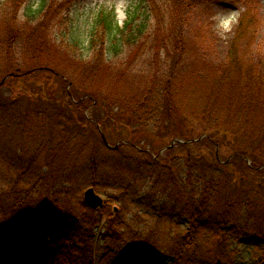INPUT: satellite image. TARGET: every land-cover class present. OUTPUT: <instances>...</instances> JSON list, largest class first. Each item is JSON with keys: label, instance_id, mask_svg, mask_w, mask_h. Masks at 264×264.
Wrapping results in <instances>:
<instances>
[{"label": "trees", "instance_id": "obj_1", "mask_svg": "<svg viewBox=\"0 0 264 264\" xmlns=\"http://www.w3.org/2000/svg\"><path fill=\"white\" fill-rule=\"evenodd\" d=\"M205 1L217 0H173V7L179 16L182 3L190 6ZM21 2L13 0L14 13ZM153 3L140 0V9L135 8L122 27L114 25L113 13L97 14L90 33L91 42L95 37L100 40L97 61L103 60L107 49L117 55L121 45L128 46L142 35ZM253 10L245 6L224 63L209 74L189 78L187 89L198 99L188 97V104L179 99V77L172 69L151 71L145 88L120 107L86 89L77 92L75 86L64 89L58 98L51 90L34 96L43 105L25 112L14 107V98L0 94V164L7 167L0 170V182L8 178L10 184L0 189V257L6 259L20 246L27 252L33 243L46 241L55 264H111L121 249L151 248L148 235H138L132 227L144 212L153 224L182 228L167 235L171 242L164 248L173 264H236L233 246L240 244L256 247L262 252L256 263H264V195L258 193L264 184V80L244 64L236 43L256 29L250 27L258 21ZM16 36L9 34L0 43V51L16 49ZM177 43V47L182 44ZM29 65L32 68L17 74L22 81L35 72L53 73L47 64L30 60ZM57 78L65 85V78ZM100 103L107 108H99ZM98 109L105 112L113 129L122 124L133 133L118 139L113 147L104 144L101 134L89 138V131L106 134L110 128ZM258 115L261 120L255 122ZM198 128L202 131L195 134ZM148 134L183 142L159 154L171 141L157 150H146L138 142ZM216 142L228 145L229 155L222 161ZM178 148L183 157L173 153ZM42 183L53 189V203L32 204L26 194L18 195ZM249 184L254 188H248ZM90 186L101 193L118 190L119 212L102 216L91 212L80 223L77 216L56 205L71 189ZM83 206L89 210L84 202ZM100 223H105L103 231H99Z\"/></svg>", "mask_w": 264, "mask_h": 264}, {"label": "rangeland", "instance_id": "obj_2", "mask_svg": "<svg viewBox=\"0 0 264 264\" xmlns=\"http://www.w3.org/2000/svg\"><path fill=\"white\" fill-rule=\"evenodd\" d=\"M42 4L43 9L39 11ZM139 4L140 0H46L44 3L43 0H22L14 13L13 0H0V43L15 32L17 36L14 39L18 44L11 53L0 51V81L12 73L6 78V83L2 84L0 94L14 98L16 100L14 107L25 112L26 108L34 109L43 105L42 102L35 101L34 96L51 90L50 94L53 93L52 96L58 98L64 89L70 90L75 86L77 92L86 89L94 97L101 98L109 104L114 101L111 105L120 107L126 98L138 94L145 88L147 81L151 79V71L159 69L167 72L172 69L179 77L177 78L181 94L179 99L182 100V104H188L185 101L188 97L198 99L187 89L190 85L189 78L209 74L217 65L224 63L227 49L236 37L237 24L230 33L222 36L215 29V22L211 17L216 12L237 8L242 15L247 5L256 11L258 21L250 25L251 28H256L254 31L236 41L237 48L244 64L250 66L252 72L264 80V0L232 2L217 0L190 6L182 3L178 9L179 16L176 15L173 0H154L149 24L142 35L128 46L121 45L117 55L112 49H107L103 60L97 61L98 57H95L98 54L100 40L95 37V41L91 42L90 35L97 14L100 11L113 13L114 25L122 27L133 10L140 9ZM176 28L179 30L178 38ZM177 41L182 43L179 47ZM9 56L12 57V61L8 59L11 58ZM14 57L17 59L14 60ZM37 58L41 61H37ZM30 60L37 64H47L53 73L40 75L35 72L22 81L17 74L32 68L29 65ZM56 74L66 79L65 85ZM236 76L237 74L234 78ZM99 108L106 109L107 106L100 103ZM98 112L101 114L102 122L108 125L107 128L110 127L106 134L103 133L110 144L116 143L118 139H126L129 133H133L131 127L122 124L113 129V124L105 117V112L99 109ZM89 114L91 115V111ZM258 116L257 120L254 119L255 122L261 120L260 115ZM201 131L202 129L198 128L194 133ZM101 133L89 131L87 135L89 138H97ZM195 134L193 135L196 136ZM170 141L165 135L154 137L148 134L144 135V141L138 143L144 147L143 149L157 150ZM215 146L219 160L228 157V145L221 147L216 142ZM173 153L179 157L184 155L179 148ZM247 165H250L249 162ZM1 169L6 170L7 167L0 164ZM250 177L252 178V174ZM4 180L0 182V189L10 186L8 178ZM42 185L40 188L35 187L33 191L30 190L28 194L21 191L18 195L26 194L32 204L45 201L53 203V198L50 197L53 189H49L47 184ZM247 186L254 188L250 184ZM85 188L71 189L64 198L58 199L56 205L64 212L77 216L80 223L87 221L86 218L91 212L98 216H102L104 212H108L104 215H115L119 212L121 203L115 196H120V193L116 189L103 193L95 190L104 201L103 207L85 210L83 206ZM258 193L264 195V184ZM127 218L130 219L129 214ZM103 225L105 223L98 225L99 231L104 230ZM132 227L136 229L138 235H148L152 241L151 248L137 245L129 250L121 249L119 258L111 264H135L130 258L132 254H143L148 258L161 260V264H173L172 257L164 247L171 242L167 235L182 232V228L177 225L153 224L144 212L136 217ZM48 246L46 241L33 243L27 252L20 246L13 254L10 255L9 252L6 259L0 257V264H55L46 249ZM233 247L236 250L234 253L236 264H259L256 263V259H261L262 252L256 247L243 244ZM103 263L107 262L101 261V264Z\"/></svg>", "mask_w": 264, "mask_h": 264}, {"label": "clouds", "instance_id": "obj_3", "mask_svg": "<svg viewBox=\"0 0 264 264\" xmlns=\"http://www.w3.org/2000/svg\"><path fill=\"white\" fill-rule=\"evenodd\" d=\"M240 15V10L237 8L216 12L211 19L215 22V29L223 36L230 33L234 26L239 23Z\"/></svg>", "mask_w": 264, "mask_h": 264}, {"label": "water", "instance_id": "obj_4", "mask_svg": "<svg viewBox=\"0 0 264 264\" xmlns=\"http://www.w3.org/2000/svg\"><path fill=\"white\" fill-rule=\"evenodd\" d=\"M11 74H12V73L7 74L6 76H4V77L2 78V80L0 81V85H2V84L5 82L6 78H7L9 75H11ZM101 138H102L104 144H105L107 147H113V146H111V145L108 143V141L106 140V137H105V135H104L103 133H101ZM175 142H183V141H182L181 139L174 138V139L171 141V143H170L168 146H166L165 148H163L162 150H160L159 153H161V152H163L164 150H166V149L172 147L173 144H174ZM83 201H84V203L86 204V206H88V207L91 208V209H97V208H100V207L103 205V199H102V197H101L98 193L95 192V190H94L93 187H87V188L84 190V192H83Z\"/></svg>", "mask_w": 264, "mask_h": 264}, {"label": "bare ground", "instance_id": "obj_5", "mask_svg": "<svg viewBox=\"0 0 264 264\" xmlns=\"http://www.w3.org/2000/svg\"><path fill=\"white\" fill-rule=\"evenodd\" d=\"M130 258L133 260L132 262L135 264H161L162 262L161 260H155L152 258H148L143 254H132Z\"/></svg>", "mask_w": 264, "mask_h": 264}]
</instances>
